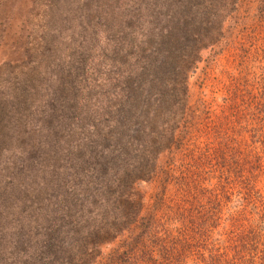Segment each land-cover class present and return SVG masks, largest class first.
Instances as JSON below:
<instances>
[{
  "label": "trees",
  "instance_id": "16d2710c",
  "mask_svg": "<svg viewBox=\"0 0 264 264\" xmlns=\"http://www.w3.org/2000/svg\"><path fill=\"white\" fill-rule=\"evenodd\" d=\"M147 3L144 20L131 8L114 31L105 25L118 39L125 30L113 46L139 62L93 111L103 126L91 129L90 185L76 191L74 224L27 264H264V61H248L264 57V0ZM210 66L219 98L211 87L189 104L191 81L204 72L208 88ZM73 79L48 116L68 125L79 105Z\"/></svg>",
  "mask_w": 264,
  "mask_h": 264
},
{
  "label": "rangeland",
  "instance_id": "374dc122",
  "mask_svg": "<svg viewBox=\"0 0 264 264\" xmlns=\"http://www.w3.org/2000/svg\"><path fill=\"white\" fill-rule=\"evenodd\" d=\"M147 2L0 0V264H27L47 241L60 240L74 224L82 193L75 199L76 191L90 185L83 174L91 163L87 146L96 141L91 129L103 126L93 118V111L111 101L120 87L116 85L139 62L132 53L123 56L125 46L123 50L113 46L118 37L105 25L114 31L118 23L129 19L131 8L144 20ZM131 28L136 38L138 26L132 23ZM92 31L97 39L91 40ZM125 36L122 30L118 41ZM231 55L228 51L217 57L223 67L219 71L230 67ZM260 55V51L253 53L248 61H264ZM219 71L206 70L205 85L209 86L205 89L200 87L204 72L195 74L189 104L202 91L212 87L216 92ZM72 78L79 105L75 121L68 125L65 119L48 116L51 105H59L52 101L54 93L67 90ZM213 96L219 98V93ZM53 133L57 144L48 142ZM199 141L204 144V137ZM154 185L143 186L145 212L152 203ZM47 256H43L45 263Z\"/></svg>",
  "mask_w": 264,
  "mask_h": 264
}]
</instances>
